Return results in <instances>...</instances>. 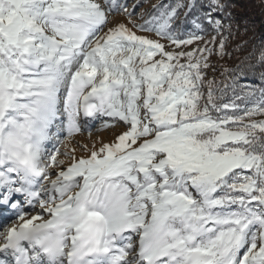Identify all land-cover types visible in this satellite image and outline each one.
I'll return each mask as SVG.
<instances>
[{"label":"snow or ice","instance_id":"snow-or-ice-1","mask_svg":"<svg viewBox=\"0 0 264 264\" xmlns=\"http://www.w3.org/2000/svg\"><path fill=\"white\" fill-rule=\"evenodd\" d=\"M120 7L0 0V204L39 208L0 232V264H264V88L243 114L214 81L203 91L224 5L209 0L207 40L196 21L173 28L191 3L108 27ZM81 112L126 130L87 158L49 151L56 122L70 138Z\"/></svg>","mask_w":264,"mask_h":264},{"label":"trees","instance_id":"trees-1","mask_svg":"<svg viewBox=\"0 0 264 264\" xmlns=\"http://www.w3.org/2000/svg\"><path fill=\"white\" fill-rule=\"evenodd\" d=\"M178 3L193 5L187 16L184 14L187 8L179 10V17L173 24L178 33L193 32V22L196 21L206 29L202 35L210 37L214 34L212 27L203 19L211 10L209 0H163L158 6L171 8ZM221 3L223 9L213 10L212 15L221 21L225 56L220 58L219 66L216 61L213 62L216 67L213 72L204 70V81L215 82L213 88L216 89L218 103H235L239 106L236 114H243L244 109L252 107L259 99L260 90L264 88V62L259 59L264 51V3L262 0H221ZM237 68L241 71L236 72ZM233 75L236 76L235 80L232 79ZM225 83L228 87L224 86ZM203 90L207 92L208 87L203 86ZM249 90H254L255 96H249Z\"/></svg>","mask_w":264,"mask_h":264},{"label":"rangeland","instance_id":"rangeland-1","mask_svg":"<svg viewBox=\"0 0 264 264\" xmlns=\"http://www.w3.org/2000/svg\"><path fill=\"white\" fill-rule=\"evenodd\" d=\"M163 0H116L117 5H120L119 11H114L108 16V27H112L117 23H125L128 24V15L129 13H133V20L137 23H143L145 19H148L150 15L157 14L153 5H159ZM103 3V0H101ZM127 7V12L123 11V7ZM241 9L239 8V11ZM131 27V25H128ZM193 31H196L195 25L193 24ZM107 30L106 28L104 29ZM135 31V29H133ZM102 35L103 33H98ZM138 35H147L151 38L155 39L154 33H145V32H137ZM205 39H211L210 37L204 36ZM197 45L189 46L190 48H194ZM211 47V45H210ZM225 52V50H224ZM223 55L222 57H224ZM221 56L213 53V55L209 58V63L211 67L207 69L210 72L214 71L215 65L213 66V62L216 61L217 66L220 65L219 60L222 58ZM204 87H208V83L204 81ZM206 94V91L203 90ZM96 118L99 120L97 121ZM105 118V117H103ZM61 119L63 120V124L58 120L54 127L51 129L52 131V140L48 143L47 147L49 151H51L54 147L59 148L61 153L68 152L69 155H75L77 158L84 157L87 158L90 154V151L93 150V145H95V149H99L101 143H110L113 142L116 136L126 130V125L119 121H112L110 119H102V116H95L92 120L83 119L80 115L77 117V122L80 125L81 131L76 133L72 137L67 136L66 126H67V117L66 115H62ZM256 120H264V116L259 117ZM105 122H107L110 126L104 127ZM87 146V150L85 148ZM73 149L75 150L73 152ZM58 159L65 160V163H69L67 157L61 155ZM32 209V208H30ZM29 209V210H30ZM28 211V210H26ZM39 212L38 206L33 210L28 211L29 215H34ZM17 220V216L14 218ZM2 222H0L1 224ZM1 231V230H0Z\"/></svg>","mask_w":264,"mask_h":264},{"label":"bare ground","instance_id":"bare-ground-1","mask_svg":"<svg viewBox=\"0 0 264 264\" xmlns=\"http://www.w3.org/2000/svg\"><path fill=\"white\" fill-rule=\"evenodd\" d=\"M95 117V116H94ZM102 119H107L106 117L105 118H103L102 117ZM96 120L97 121H99L97 118H96ZM30 208H32V207H30L29 205H26V206H24L23 208H22V211H26V210H29ZM11 216H8V215H4L3 214V212H0V222H2L0 225H2V224H4V223H7V221H8V219L10 218ZM0 240H2V237H0Z\"/></svg>","mask_w":264,"mask_h":264},{"label":"water","instance_id":"water-1","mask_svg":"<svg viewBox=\"0 0 264 264\" xmlns=\"http://www.w3.org/2000/svg\"><path fill=\"white\" fill-rule=\"evenodd\" d=\"M262 2L264 3V0H262Z\"/></svg>","mask_w":264,"mask_h":264}]
</instances>
